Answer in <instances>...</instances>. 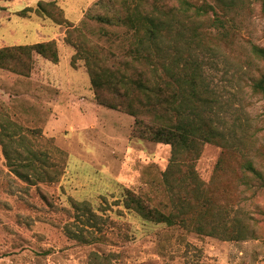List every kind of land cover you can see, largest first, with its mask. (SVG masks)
<instances>
[{"label":"rangeland","instance_id":"374dc122","mask_svg":"<svg viewBox=\"0 0 264 264\" xmlns=\"http://www.w3.org/2000/svg\"><path fill=\"white\" fill-rule=\"evenodd\" d=\"M38 1H54L62 15L49 5L37 12ZM95 1L0 0V48L54 41L57 51L56 62L32 53L24 74L0 67V264H264V190L242 167L249 160L264 176V93L252 90L264 73L253 51L264 47L261 2L185 0L188 10L179 11V50L200 64L216 100L214 123L228 140L201 145L194 163L211 199L209 222L239 221L251 231L213 236L123 206L128 189L172 207L163 176L171 148L136 136L134 117L94 98L80 42L124 54L132 40L127 28L87 16ZM157 2L177 14L176 0ZM63 19L78 32L67 33ZM33 153L37 167L57 169L53 180L29 183L11 170Z\"/></svg>","mask_w":264,"mask_h":264},{"label":"trees","instance_id":"16d2710c","mask_svg":"<svg viewBox=\"0 0 264 264\" xmlns=\"http://www.w3.org/2000/svg\"><path fill=\"white\" fill-rule=\"evenodd\" d=\"M176 1L177 14L172 8H163L157 0H96L87 16L102 24L127 28L132 32V40L124 54L105 51L93 43L86 47L85 39L80 42L85 46L77 48L79 58L85 62L96 101L134 117L132 132L136 136L168 144L171 148L163 176L174 196L172 207L167 211L128 189L123 194V206L145 220L190 227L200 234L248 233L250 229L239 221L230 227L209 222L210 218L214 219L206 205L211 199L201 188L194 163L201 145L225 146L228 140L214 123L212 106L216 100L208 89L200 64L189 53L183 56L179 50V11L188 10L189 4L185 0ZM259 1L264 12V0ZM140 2L146 6L140 7ZM46 5L55 9L56 16L62 15L54 1H38L35 10L42 13ZM30 10L26 7L20 14L25 15ZM62 22L66 23L67 33L69 30L78 32V28L65 19L57 24ZM253 51L264 61V47H253ZM32 53L57 61L55 43L47 41L0 48V67L24 74L30 68ZM252 90L264 93V73L253 81ZM3 155L8 158L5 152ZM32 157L37 158L33 153L25 161L10 163L14 174L29 183L53 180V174H57L54 165H50L51 174L48 167H37ZM182 165H185L184 170ZM242 167L251 174V185L264 190V176L251 161L244 160ZM181 191H185L188 198L179 197ZM89 213L86 222L92 227L94 215ZM75 236L82 237V233Z\"/></svg>","mask_w":264,"mask_h":264}]
</instances>
